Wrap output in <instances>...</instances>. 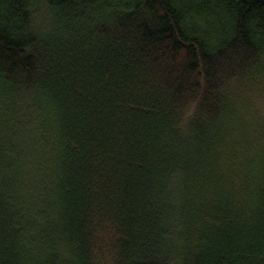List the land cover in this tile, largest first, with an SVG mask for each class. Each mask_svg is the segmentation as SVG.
<instances>
[{
  "label": "trees",
  "instance_id": "obj_1",
  "mask_svg": "<svg viewBox=\"0 0 264 264\" xmlns=\"http://www.w3.org/2000/svg\"><path fill=\"white\" fill-rule=\"evenodd\" d=\"M258 94L264 0H0V264H264Z\"/></svg>",
  "mask_w": 264,
  "mask_h": 264
},
{
  "label": "rangeland",
  "instance_id": "obj_2",
  "mask_svg": "<svg viewBox=\"0 0 264 264\" xmlns=\"http://www.w3.org/2000/svg\"><path fill=\"white\" fill-rule=\"evenodd\" d=\"M252 103L254 105H259L260 106V111H262V117H264V97H262L261 95H256L255 98L253 99ZM261 122L264 121V119H260ZM258 158V156L256 157V159Z\"/></svg>",
  "mask_w": 264,
  "mask_h": 264
}]
</instances>
